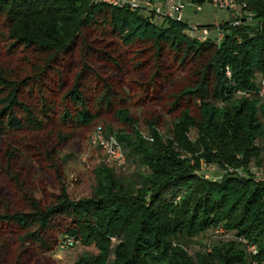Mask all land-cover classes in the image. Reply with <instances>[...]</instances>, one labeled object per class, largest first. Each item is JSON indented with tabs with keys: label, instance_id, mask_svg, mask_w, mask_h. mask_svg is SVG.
I'll use <instances>...</instances> for the list:
<instances>
[{
	"label": "trees",
	"instance_id": "trees-1",
	"mask_svg": "<svg viewBox=\"0 0 264 264\" xmlns=\"http://www.w3.org/2000/svg\"><path fill=\"white\" fill-rule=\"evenodd\" d=\"M236 1L242 22L232 12L217 22V42L146 7L0 0V251H13L11 264L60 235L97 251L73 264H264V0ZM98 125L132 169L99 148L90 191L74 197L63 148ZM30 163L49 178L24 171Z\"/></svg>",
	"mask_w": 264,
	"mask_h": 264
},
{
	"label": "rangeland",
	"instance_id": "rangeland-1",
	"mask_svg": "<svg viewBox=\"0 0 264 264\" xmlns=\"http://www.w3.org/2000/svg\"><path fill=\"white\" fill-rule=\"evenodd\" d=\"M156 4H161L165 0H155ZM185 3V7L183 9V18L189 25H207L217 22H222L226 20L230 16V12L225 9H221L216 7L213 2L210 0H204L203 3H194L191 0H181ZM197 6H201V9H197ZM169 10L168 6L163 7V11ZM221 24V23H220ZM187 32L197 37H203L202 29L197 31H190L187 29ZM187 80V79H186ZM182 81V80H181ZM134 96L138 98L139 90L134 91ZM135 99V98H134ZM149 108V109H148ZM155 111L154 108H150L145 106L144 110L137 111V119H139L138 128L143 134H148L149 129L146 124V119L150 118V113ZM113 125L115 129H121L124 127L119 121H117L112 115L107 117ZM129 132H131L130 128L125 127ZM170 127L165 125L163 127H159V130L164 135H169ZM95 129H84L80 134L76 136L75 139L70 140L67 145L63 148V155L68 156L66 160L63 162V171H65V175L67 177V181L70 185V191L74 192V197H79L85 194H88L90 191L93 175V168L102 160V154L100 153V147L95 146L91 143V139L89 140V136L91 132H94ZM92 132V134H93ZM191 138L194 139L196 135L194 133L190 134ZM3 143L0 140V147H2ZM107 160V159H106ZM129 164V163H127ZM26 168V167H25ZM130 171L132 169V165H128L126 168ZM201 173L206 177L220 180L223 176V171H220L218 168L211 164H207L205 162L202 163ZM24 171H37L40 176V182L42 180H46L49 177H46V173H44V168L42 166L30 163L29 167ZM42 174L43 177L40 175ZM259 177L264 178V175H259ZM37 175L35 179H37ZM72 184V185H71ZM0 185L4 188L3 180H0ZM47 194V193H46ZM40 198H44L48 201L50 195L42 196L41 193L38 194ZM223 235V230L218 229L212 232H207L203 236L199 238L202 240L201 243H195L189 246V251L191 253H195L199 249L207 248L218 236ZM50 236V235H49ZM62 236H58L56 241H53L51 237H45L46 241L52 246V248L47 249L45 251H33L27 255L23 261L24 264H73L78 258L85 252H97L94 246H85L78 242L73 247H64L62 246ZM13 251L9 253H5L0 251V264H11V257Z\"/></svg>",
	"mask_w": 264,
	"mask_h": 264
},
{
	"label": "built area",
	"instance_id": "built-area-1",
	"mask_svg": "<svg viewBox=\"0 0 264 264\" xmlns=\"http://www.w3.org/2000/svg\"><path fill=\"white\" fill-rule=\"evenodd\" d=\"M94 2H106L112 5L118 6H129L131 9H137L140 7H146L148 10L154 11L156 14L161 16H165L168 18H172L176 21H182L183 18V9L185 7V3L181 0H165L161 4H156V2L152 0H91ZM213 4L221 9L228 10L232 12L236 18H234L233 24L240 25L242 20L240 17V4L236 0H212ZM168 6L169 10L163 11V7ZM246 6V4H244ZM197 9H201V6H197ZM251 17H253V13H250ZM188 29L190 31H197L202 29L203 38L206 39L207 37L214 34L217 38V42L224 38V32L220 28V23H215L214 28H210L208 26H198L195 24L189 25ZM192 34V33H190ZM227 74L230 75V70L227 68ZM243 94V92H239ZM260 93L264 95V78L261 79L260 83ZM148 140H152V137L149 135L145 136ZM91 143L95 146L100 147L105 155L107 161L120 168L125 169L127 167V157L122 148V145L118 138L115 135H106L103 127L98 125L93 134L91 135ZM260 175V173H257ZM115 240V238H113ZM76 242L73 238H67L62 242V246L64 247H73L75 246ZM251 249H254L253 247Z\"/></svg>",
	"mask_w": 264,
	"mask_h": 264
}]
</instances>
